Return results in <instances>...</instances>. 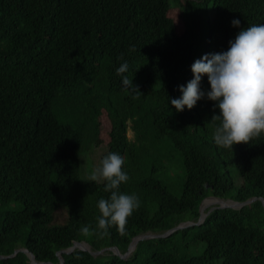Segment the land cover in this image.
Listing matches in <instances>:
<instances>
[{"label":"trees","instance_id":"16d2710c","mask_svg":"<svg viewBox=\"0 0 264 264\" xmlns=\"http://www.w3.org/2000/svg\"><path fill=\"white\" fill-rule=\"evenodd\" d=\"M259 24L264 0H0V254L25 247L36 261L59 264L56 252L75 240L124 253L139 233L196 221L208 195L255 196L139 240L126 258L81 249L61 256L63 264H264V133L222 148L213 139L216 102L205 97L181 112L171 105L205 50L226 52L239 31ZM125 62L124 75L142 93L135 97L116 71ZM200 88L210 91L207 75ZM93 148L97 169L110 153L124 159L130 179L119 191L141 201L124 235L116 226L99 234L98 202L111 193L99 175L82 180L81 154ZM175 157L178 196L164 181ZM58 209L66 211L61 224L53 223ZM0 264L30 263L18 251Z\"/></svg>","mask_w":264,"mask_h":264},{"label":"clouds","instance_id":"9594fccd","mask_svg":"<svg viewBox=\"0 0 264 264\" xmlns=\"http://www.w3.org/2000/svg\"><path fill=\"white\" fill-rule=\"evenodd\" d=\"M231 24L239 27L240 20L234 19ZM228 43V51L205 54V50L201 58L194 61L191 65L193 79L186 87L179 86L182 96L172 99L171 105L181 112L185 107L191 110L198 100L205 97L216 102L214 109L219 108L220 114H214L211 120L220 123L215 128L213 139L219 147L232 150L234 144H248L264 133V24L242 29L235 40ZM132 50H135L134 47ZM117 59L122 60L123 54ZM128 70V63L125 62L116 71L122 76L125 89L135 97L142 93L133 84V79L124 75ZM204 75H207L210 84V91L207 92L200 88ZM101 163L102 167L93 171L90 180L95 181L98 175L102 177L107 182L104 190L111 195L109 199L102 198L98 202L102 214L97 218V227L102 230L99 234L107 235L108 229L116 226L124 235L128 218L139 209L141 201L136 194L119 191L121 183L127 182L130 177L122 171L124 159L118 153L108 154ZM80 230L88 234L90 226H82Z\"/></svg>","mask_w":264,"mask_h":264},{"label":"water","instance_id":"95a60500","mask_svg":"<svg viewBox=\"0 0 264 264\" xmlns=\"http://www.w3.org/2000/svg\"><path fill=\"white\" fill-rule=\"evenodd\" d=\"M205 54H207L206 51H205ZM207 198H216V199H218V201H217L215 206H210V207H208V209L206 211H204L203 207H202V202L204 201V199H203L199 204V217L196 221L181 222L178 225H176V226H174V227H172V228H170V229H168L162 233L151 232V231L139 233V234L135 235L134 237H132L130 243L128 244L127 250L124 253H121L116 246H107V247H103L99 250H91L90 245L86 241L75 240V241H73V243L69 247H67L65 249H61V250L56 252V255L59 258V264H63V258L61 256L62 253H71L75 249H81V250L89 251L93 255H97L99 253H102L104 250H111L113 253L120 256L121 258H126L131 253V251L135 248V246L139 240L148 239V238L164 237V236L169 235L171 232H173L174 230H177L179 228L186 227L188 225L200 224L203 222L206 215L215 208H224V207L239 208V207L243 206L244 204L255 200L257 197L254 196V197H251L250 199H247L245 201H236V200H232L230 198L216 197V196H212V195L205 197V199H207ZM259 199L261 200L262 205H263V209H264V198L259 197ZM223 201H230L232 203H227V202H223ZM18 251H22V252L26 253V255L28 256L30 264H54L53 262H50V261L49 262L36 261L33 254L28 249H26L25 247L16 248L11 255L0 254V259H4V258H7L9 256H12L15 253H17Z\"/></svg>","mask_w":264,"mask_h":264},{"label":"rangeland","instance_id":"374dc122","mask_svg":"<svg viewBox=\"0 0 264 264\" xmlns=\"http://www.w3.org/2000/svg\"><path fill=\"white\" fill-rule=\"evenodd\" d=\"M199 47L202 49L201 45ZM77 107L79 109H82V107L80 105H78ZM69 115L73 119H77L78 121H81V119L83 117V115H81L78 111L73 115H71L70 111H69ZM100 129H101L102 137L105 138V134L109 130V124H108L106 118L102 120V122L100 124ZM127 135H128V137H131L132 132L129 131ZM85 150L81 154V156H82L81 158H83V168L81 171V177H82V180H84V181L89 180L93 171L95 169H97L96 164L98 162L97 158L99 155V153L96 150H94V148L89 149L86 152H85ZM172 166L174 168L173 167L171 168L170 172L168 173L167 178L165 176L164 181L166 182V185L168 186L169 190L173 194L178 196L180 194V185H181V182L183 180V169L180 166V158L179 157L172 158ZM90 168H92L93 170L91 171ZM178 169H180V172L178 171ZM214 204H215V202H213V201L207 203L205 206V209L208 208L209 206L214 205ZM65 219H66V211L64 209L56 210V212L54 214V222L53 223L61 224L65 221Z\"/></svg>","mask_w":264,"mask_h":264},{"label":"bare ground","instance_id":"6f19581e","mask_svg":"<svg viewBox=\"0 0 264 264\" xmlns=\"http://www.w3.org/2000/svg\"><path fill=\"white\" fill-rule=\"evenodd\" d=\"M215 202V203H217V201H218V199H216V198H208V199H205L203 202H202V207H203V210L205 211V206H206V204L207 203H209V202ZM223 202H227V203H232V202H230V201H223Z\"/></svg>","mask_w":264,"mask_h":264}]
</instances>
